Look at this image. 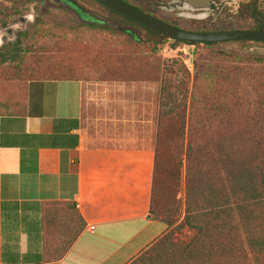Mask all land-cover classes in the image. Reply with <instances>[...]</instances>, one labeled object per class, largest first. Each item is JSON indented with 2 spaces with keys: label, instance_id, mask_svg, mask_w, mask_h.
<instances>
[{
  "label": "rangeland",
  "instance_id": "rangeland-1",
  "mask_svg": "<svg viewBox=\"0 0 264 264\" xmlns=\"http://www.w3.org/2000/svg\"><path fill=\"white\" fill-rule=\"evenodd\" d=\"M75 1L103 22L98 24L93 19L90 20L93 21L91 23L82 22L70 9L46 0H0V48L14 43L19 34H26L20 37L19 58L14 62L0 63V116L21 112L25 88L31 80L77 79L83 83V117L88 148H153L163 82L181 80L194 94V64L207 58L209 64L222 68L221 71H232L235 67L243 69L240 84H223L218 90L236 92L242 98L245 109L234 111L233 122L245 124L252 119L253 122L258 121L254 113L264 103L261 98L264 93V55L253 53L250 49L264 48V43L246 41L204 46L183 42L175 44L167 38L154 46L152 42L156 40H149L150 35L145 30L128 24L101 4L91 0ZM153 1L159 19L186 30L218 27L229 29L252 25V20L239 12L241 5L249 0H211L213 10L204 19L181 16L188 11L184 7L170 9L175 0ZM82 18L87 19L83 15ZM120 28L135 30L138 39L122 32ZM259 60L263 62L257 63ZM168 70L176 71L177 75L167 73ZM214 87V83L201 81L196 85L194 96L198 99ZM217 101L210 98L207 101L209 105L206 106L219 102L231 106L236 99L219 98ZM247 109L248 113H244ZM188 111L187 107V123ZM195 118L207 122L213 128L220 122L231 121L229 115L224 113L214 115L210 112L207 116ZM174 129L171 127L166 132L164 130V136L173 134ZM159 152L164 164L167 152L163 143ZM178 153L179 151L173 154ZM183 154L184 149L177 155L182 163L176 195H172L169 189V175L174 170L169 165H163L166 187L162 196L153 203L154 211L162 214L169 211L174 197L179 202V214L174 213L177 215V223L167 231L176 226L184 216L187 169ZM197 158V155L194 156V159ZM176 162L177 159L174 163ZM192 174L191 185L194 186L197 185V176L194 171ZM48 223L47 219V225ZM182 231L178 236L181 239L192 235L186 229ZM68 238L69 236L53 233L47 237L46 251L49 260L58 259L63 253L62 243Z\"/></svg>",
  "mask_w": 264,
  "mask_h": 264
},
{
  "label": "crops",
  "instance_id": "crops-1",
  "mask_svg": "<svg viewBox=\"0 0 264 264\" xmlns=\"http://www.w3.org/2000/svg\"><path fill=\"white\" fill-rule=\"evenodd\" d=\"M21 106L0 116V264H129L167 231L149 213L153 148H88L82 81H30ZM77 229L49 260L47 237Z\"/></svg>",
  "mask_w": 264,
  "mask_h": 264
},
{
  "label": "trees",
  "instance_id": "trees-1",
  "mask_svg": "<svg viewBox=\"0 0 264 264\" xmlns=\"http://www.w3.org/2000/svg\"><path fill=\"white\" fill-rule=\"evenodd\" d=\"M118 1L158 18L156 4L153 0ZM106 9L121 17L128 24L145 30L150 35L149 40H156L152 42L154 46L167 39L166 36ZM239 12L252 20L251 26L229 29L218 27L195 31H264V0H249L241 5ZM159 20L175 26L162 19ZM25 35L19 34L14 43L0 48V63L14 62L19 58L21 54L20 37ZM236 42L245 43L246 41ZM192 44L200 45L197 42ZM218 44L204 43L203 45ZM262 62L257 61V63ZM221 70L222 68L209 64L207 58L194 64V94L196 85L201 81L215 85L210 92H207L208 95H200L198 99L181 80L173 79L167 82L165 80L162 84L155 123L156 141L152 146L154 165L149 213L153 219L163 222L167 228L177 223V215L174 213L179 214L180 204L176 197L167 213L155 212L153 203L159 196H162L164 187H166L163 179V174H165L164 170L162 171L163 165H169L174 170L169 175L171 180L169 189L172 195H176L182 163V159H179L177 155H180L184 149L183 156L187 169V187L183 201L184 216L176 226L165 232L129 264H264V103L260 104L254 113L258 121L253 122L252 119L251 122H245V124L233 122L234 111L245 109L242 98L236 92L231 93L226 89L218 90V88L223 84L227 86L240 84L243 69L235 67L228 72ZM167 73L177 75L174 70H168ZM189 94L190 100H188ZM229 97L236 99L231 106L220 104V102L206 106L209 105L207 101L210 98L216 102L219 98L228 100ZM261 98L264 100V93ZM187 107L189 108L188 123L185 119L188 114ZM248 110L244 113H248ZM210 112L214 115L227 114L231 121L220 122L213 128L205 121L194 119V117L207 116ZM171 127L175 128L174 133L164 136L163 131L166 132ZM209 132L212 134L209 135ZM215 138L217 139L214 141ZM162 143L167 152L165 157L167 161L164 164L161 162L159 152ZM177 151H179L178 154H173ZM196 155L198 158L194 159ZM176 159L177 162L174 163ZM193 171L197 176V185L194 186L191 185ZM183 229L190 231L192 235L187 239H181L178 236L182 234ZM78 233L77 229L74 234L67 235L69 238L62 243L63 253L58 258L68 251Z\"/></svg>",
  "mask_w": 264,
  "mask_h": 264
},
{
  "label": "water",
  "instance_id": "water-1",
  "mask_svg": "<svg viewBox=\"0 0 264 264\" xmlns=\"http://www.w3.org/2000/svg\"><path fill=\"white\" fill-rule=\"evenodd\" d=\"M65 3L79 16L83 15L87 18L93 19L96 22L102 23L103 20L95 17L91 12L86 10L83 6L79 5L75 0H64ZM102 6L110 9L111 11L120 14L150 30H153L167 38L173 40L176 44L178 42H187L192 44L197 42L200 44L204 43H226V42H236V41H255L264 42V31L263 30H229L223 32H198L192 30H185L179 27L171 26L156 17L149 16L142 13L118 0H94ZM188 4L198 3L204 5L205 8L209 7V1L205 0H190ZM184 8L189 10H197V7L184 6ZM189 18L201 19L206 16V14H183ZM120 30L129 36H133L138 39V33L135 30L120 28ZM251 52L264 55L263 47H252Z\"/></svg>",
  "mask_w": 264,
  "mask_h": 264
},
{
  "label": "flooded vegetation",
  "instance_id": "flooded-vegetation-1",
  "mask_svg": "<svg viewBox=\"0 0 264 264\" xmlns=\"http://www.w3.org/2000/svg\"><path fill=\"white\" fill-rule=\"evenodd\" d=\"M46 1H49V2H53L54 4H59L60 6H65L66 8H68V9H70L73 13H75L68 5H67V3H65V1L64 0H46ZM188 1H190V0H175L174 1V3H172L171 5H170V9H173V8H181V7H184V6H191V7H197L198 9L197 10H194V11H192V10H189V9H186V8H184V9H186V10H188V11H186V12H183L182 14H181V16H184L183 14H186V13H193L194 14V12L195 13H197V14H206V16L205 17H203V18H201V19H204V18H206V17H208L210 14H211V12H212V10H213V7H214V5H213V1H211V0H205V1H209V3H210V5H209V7H207V8H205L204 7V5H202V4H198V3H193V4H188L187 2ZM81 20H82V22H85V23H91V22H93V21H90L91 19L90 18H87V19H84V18H82V15L81 16H79L77 13H75ZM98 24H101V23H99V22H97ZM182 29V28H181ZM186 30V29H185ZM251 42V41H250ZM252 42H255V41H252ZM259 43H264V42H259Z\"/></svg>",
  "mask_w": 264,
  "mask_h": 264
},
{
  "label": "built area",
  "instance_id": "built-area-1",
  "mask_svg": "<svg viewBox=\"0 0 264 264\" xmlns=\"http://www.w3.org/2000/svg\"><path fill=\"white\" fill-rule=\"evenodd\" d=\"M92 228V227H91Z\"/></svg>",
  "mask_w": 264,
  "mask_h": 264
}]
</instances>
